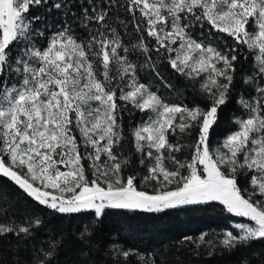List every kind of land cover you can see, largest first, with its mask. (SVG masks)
Here are the masks:
<instances>
[{"label": "snow or ice", "instance_id": "snow-or-ice-1", "mask_svg": "<svg viewBox=\"0 0 264 264\" xmlns=\"http://www.w3.org/2000/svg\"><path fill=\"white\" fill-rule=\"evenodd\" d=\"M0 177L46 210L0 191V264H169L106 210L212 203L237 219L196 248L264 264V0H0Z\"/></svg>", "mask_w": 264, "mask_h": 264}, {"label": "trees", "instance_id": "trees-1", "mask_svg": "<svg viewBox=\"0 0 264 264\" xmlns=\"http://www.w3.org/2000/svg\"><path fill=\"white\" fill-rule=\"evenodd\" d=\"M164 75L180 87L186 101H191L197 95L194 89H198V84L194 85L193 82L172 73L171 69H167ZM170 95L175 99L174 94ZM230 116L231 112H226L219 125L215 127L210 137L213 149L235 129ZM130 119L133 125L138 124L142 114L136 112ZM142 175H144L142 171L137 173L138 178ZM144 190L151 192L153 188L144 186ZM0 191L7 192L16 201L18 210L31 207L38 211H46L5 177H0ZM82 215L90 216L91 213ZM232 220H235V217L226 213L223 206L218 203L185 206L160 213L109 209L106 210L104 217L103 236L105 241L119 240L126 246L144 253L166 250L165 257L169 264H239V253L228 252L219 245L210 253L206 247L197 249L194 243L202 233H208L206 239H209L214 234L228 229ZM185 237L190 239L185 240ZM13 258H23V254L21 257L13 254ZM75 258V249L69 248L61 256L60 264H71Z\"/></svg>", "mask_w": 264, "mask_h": 264}, {"label": "rangeland", "instance_id": "rangeland-1", "mask_svg": "<svg viewBox=\"0 0 264 264\" xmlns=\"http://www.w3.org/2000/svg\"><path fill=\"white\" fill-rule=\"evenodd\" d=\"M145 187H147V188H153L152 185H146ZM235 219H237V218H235Z\"/></svg>", "mask_w": 264, "mask_h": 264}]
</instances>
